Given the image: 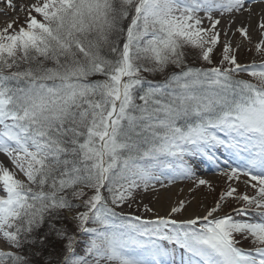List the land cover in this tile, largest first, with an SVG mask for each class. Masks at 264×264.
<instances>
[{
    "label": "snow or ice",
    "instance_id": "obj_1",
    "mask_svg": "<svg viewBox=\"0 0 264 264\" xmlns=\"http://www.w3.org/2000/svg\"><path fill=\"white\" fill-rule=\"evenodd\" d=\"M9 12L0 264H264V0H0ZM204 161L225 186L203 213L128 211L153 213L157 185L215 192Z\"/></svg>",
    "mask_w": 264,
    "mask_h": 264
},
{
    "label": "rangeland",
    "instance_id": "obj_2",
    "mask_svg": "<svg viewBox=\"0 0 264 264\" xmlns=\"http://www.w3.org/2000/svg\"><path fill=\"white\" fill-rule=\"evenodd\" d=\"M11 15H13L11 12H9L8 16L4 15L3 13H0V27L4 26V24L7 22ZM240 59L241 62L248 63L252 59V53L244 51L240 54ZM198 174L201 178L213 181L216 185V191L209 192L206 188H201L195 193L190 192L189 189H191L193 185L189 181L178 182L168 188H161L159 185H157L158 191L143 194L142 197L143 204H146L151 207L153 209V213H145L143 207L137 210L135 206H133V208L129 209L128 211L134 214L143 215L145 218H154V214L164 216L167 214L168 209L173 204H175L178 199H186L190 200L191 204L187 207V212L184 215L192 216L198 212L203 213L205 206L212 205L213 201L217 198L219 192L224 188L225 185L224 178L216 174L215 169L206 161L200 163L198 167ZM177 187L179 188V191L174 197L165 201L162 199V194H168L169 191ZM182 189L183 191H181ZM160 208H162V210ZM169 247L172 246L169 245ZM182 257L186 259V254L180 250H177L174 259L181 261Z\"/></svg>",
    "mask_w": 264,
    "mask_h": 264
},
{
    "label": "bare ground",
    "instance_id": "obj_3",
    "mask_svg": "<svg viewBox=\"0 0 264 264\" xmlns=\"http://www.w3.org/2000/svg\"><path fill=\"white\" fill-rule=\"evenodd\" d=\"M179 191V188L177 187V188H174V189H172L171 191H169V193L167 194V193H165V194H162V199L165 201V200H169L170 198H172V197H174L176 194H177V192ZM171 195H173V196H171ZM192 208V207H191ZM190 208V209H191ZM161 210H162V208H160Z\"/></svg>",
    "mask_w": 264,
    "mask_h": 264
},
{
    "label": "trees",
    "instance_id": "obj_4",
    "mask_svg": "<svg viewBox=\"0 0 264 264\" xmlns=\"http://www.w3.org/2000/svg\"><path fill=\"white\" fill-rule=\"evenodd\" d=\"M154 79L160 80V79H163V78L160 77V76H157V77H155Z\"/></svg>",
    "mask_w": 264,
    "mask_h": 264
}]
</instances>
